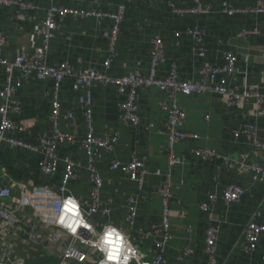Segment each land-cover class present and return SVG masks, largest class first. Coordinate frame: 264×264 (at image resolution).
Here are the masks:
<instances>
[{
  "label": "crops",
  "instance_id": "crops-1",
  "mask_svg": "<svg viewBox=\"0 0 264 264\" xmlns=\"http://www.w3.org/2000/svg\"><path fill=\"white\" fill-rule=\"evenodd\" d=\"M14 1L15 4L0 5V33L6 39L2 54L9 61L19 54L31 59L40 53L50 67L67 64L72 70L104 71L103 63L110 54L103 32L109 29V23H101L94 16L58 19L55 36L44 47L42 23L45 12L51 5L83 12L115 11L124 3L126 13L115 43V55L107 71L109 77L121 78L135 72L146 75L151 42L159 39L163 52L158 66L160 78H167L170 65L174 64L179 80L197 81L204 66L221 65L223 54L232 52L239 63L230 87L264 93V15L252 11L257 5L264 6V0H200V5L207 8L208 13L196 16H180L171 8V5L192 8L193 0H22L31 7L22 12L16 3L19 0ZM225 7L237 12L229 16L224 13ZM195 26L204 31V58L194 53L188 36V30ZM244 30H258V34L240 36ZM175 34L179 37L176 38ZM245 57L246 63L243 61ZM4 82L5 72L0 68V90ZM73 85V79H65L59 91L58 127L69 141L57 150V173L46 178L38 168L39 154L4 145L0 149V184L24 182L28 186H37L49 182L58 185L63 160L69 158L80 164L77 178L68 187L70 195L83 206L90 205L88 162L81 148V141L88 131L79 102L84 92L75 90ZM53 89L54 82L49 79L24 81L12 99L19 104V114L10 115L14 125L25 128L24 136L18 138L35 143L38 137L51 135ZM90 91L94 137L117 139L114 150L103 151L94 164L102 187L99 209L92 223L97 230L106 225L124 230L139 243L141 252L149 253L154 251V240L142 237L151 231L153 225L160 223L162 211L158 188L164 177L156 176L155 172L159 170L165 174L168 168L167 121L166 114L160 109V104L167 101L166 95L157 89L139 90V123L131 127L121 116L124 94L114 86L101 84L93 86ZM225 102V97L209 93L189 97L177 95V105L186 114L184 131L198 135L199 139L187 140L175 148L181 163L173 168L175 199L171 205L170 224L174 238L165 251L168 264H208L205 233L210 226L209 212L201 206L207 204L210 194L217 196L211 208L213 225L219 229L217 264H264V235L256 251L250 255L245 254L240 246L243 229L253 214H258L257 224L264 226V182L239 169L244 156L247 164H259L264 169V150L255 148L242 133L248 125H254L257 139L264 143V115L254 117L252 100H242L232 109ZM68 113L73 114L71 119ZM199 149L212 150L220 159L202 161L194 155ZM133 157L145 160L148 171L139 194L128 175L110 168L113 161L128 164ZM226 162H230L233 168L229 169ZM229 185L239 186L246 193L239 203L227 207L220 196ZM131 197L136 202L137 218L130 228L126 216ZM21 251L20 246L17 255L24 258Z\"/></svg>",
  "mask_w": 264,
  "mask_h": 264
},
{
  "label": "built area",
  "instance_id": "built-area-1",
  "mask_svg": "<svg viewBox=\"0 0 264 264\" xmlns=\"http://www.w3.org/2000/svg\"><path fill=\"white\" fill-rule=\"evenodd\" d=\"M192 8L183 9L171 5L173 13L183 16L186 14L203 15L208 13L207 8L200 5V0H193ZM22 10L31 7L22 0L16 2ZM15 4L14 0H0V5ZM256 14L264 15V6L257 5L252 10ZM237 11L225 7L224 13L231 16ZM19 13V12H18ZM126 13L124 3L117 6L115 11H104L98 9L94 12H83L74 8H64L51 5L45 12L42 23L44 47L54 38L58 28L57 20L65 17L85 18L96 17L101 23H109V29L103 32V37L108 43L109 57L103 63L104 71L94 69L72 70L67 64L56 67L48 66L43 55L35 54L31 59L19 54L13 60L3 57L2 51L6 46V39L0 33V68L5 72V82L0 90V149L4 146L21 148L23 150L37 153L40 156L38 168L43 176L50 179L58 170L59 159L57 150L61 144L69 141V137L58 127L61 102L59 91L61 83L65 79L74 80L75 90L84 92L79 99L80 106L87 124V133L81 141V148L87 158V170L91 183L89 206H83L78 200L70 195L69 184L79 174L80 164L66 158L63 160V173L58 185L47 182L37 186H28L24 182L0 184V264H25V259H43L45 257L59 259V264H116L107 260L106 254L96 246L104 233L105 226L97 230L92 219L99 209V194L102 180L94 169L95 161L102 152H112L116 145V137L98 139L94 137L92 126V96L91 88L97 84L111 85L120 94L125 95V100L120 106L121 116L131 127L139 123L137 115V96L139 90L157 89L165 93L167 101L160 104V109L166 114L167 121V172L162 174L159 170L156 176H163V182L158 188L161 198V220L158 225H153L151 231L142 239L152 238L154 240V251L143 253L139 243L124 230L118 229L134 246L138 256L130 261V264H168L165 259V251L168 244L174 238L170 217L171 205L175 196L173 193V168L181 163L176 154V146L187 140L196 141L199 136L184 131L186 114L177 105V95L186 97L209 93L226 98V106L230 109L239 106L242 100H252L254 104V117L264 115V93L247 92L230 87V82L238 72V57L232 52L223 54V63L218 66H204L199 73V80L184 82L179 80L177 67L170 65L169 75L162 79L158 76L159 63L163 58L161 42L154 39L151 42L149 69L146 75L139 72L131 73L121 78H111L107 71L110 70L111 60L115 55V43L120 32V27ZM249 34L256 35L258 30L241 32L240 36ZM188 36L192 41L193 51L199 58L206 56L204 47V31L198 27L188 30ZM178 38L179 34H175ZM246 63L247 58H243ZM35 79L38 81L52 80L54 89L51 95L52 106V133L50 136L38 137L35 143L26 142L17 136L25 133L23 126L14 125L11 122V114H19V104L13 101V97L22 88L24 81ZM252 115V116H253ZM73 114L68 113V118ZM243 134L251 141L257 149L264 150V143L257 139V131L254 125H248L243 129ZM194 155L202 161L219 160V155L207 149L196 150ZM246 156L239 164L243 173H250L254 179L264 182V169L259 164H247ZM145 160L133 157L128 164L113 161L111 170L119 171L129 176L136 185L137 193L143 190L144 180L148 175ZM230 169L233 165L226 162ZM17 190V192H14ZM245 190L236 185L227 186L220 198L225 206L239 203L245 195ZM69 197L77 202L79 215L83 218L76 231L73 232L64 227L60 221L63 212V204ZM217 201L215 194H210L207 204L202 209L208 211L210 226L205 233V254L208 264H217L219 229L213 225L214 218L211 208ZM29 211L31 213H29ZM258 214H253L241 234L240 246L245 254H252L257 249L261 236L264 235V226L257 224ZM137 218L136 202L133 197L128 200V212L126 223L131 228ZM22 247L24 258L17 255L19 247ZM152 253L154 255L152 256Z\"/></svg>",
  "mask_w": 264,
  "mask_h": 264
},
{
  "label": "clouds",
  "instance_id": "clouds-1",
  "mask_svg": "<svg viewBox=\"0 0 264 264\" xmlns=\"http://www.w3.org/2000/svg\"><path fill=\"white\" fill-rule=\"evenodd\" d=\"M62 225L75 232L77 226L83 222L78 213L77 202L69 197L63 204V212L60 216ZM95 246L106 254L107 260L116 264H130V261L138 256L128 239L116 227L106 225L101 238L96 241ZM101 264H104L102 261Z\"/></svg>",
  "mask_w": 264,
  "mask_h": 264
},
{
  "label": "rangeland",
  "instance_id": "rangeland-1",
  "mask_svg": "<svg viewBox=\"0 0 264 264\" xmlns=\"http://www.w3.org/2000/svg\"><path fill=\"white\" fill-rule=\"evenodd\" d=\"M60 261L59 259L56 258H49L45 257L43 259H32V258H27L25 259V264H59Z\"/></svg>",
  "mask_w": 264,
  "mask_h": 264
}]
</instances>
